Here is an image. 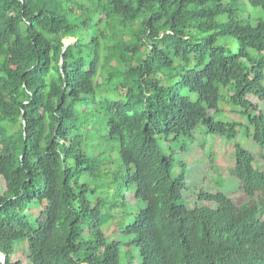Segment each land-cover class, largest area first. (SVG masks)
Here are the masks:
<instances>
[{"label": "trees", "instance_id": "16d2710c", "mask_svg": "<svg viewBox=\"0 0 264 264\" xmlns=\"http://www.w3.org/2000/svg\"><path fill=\"white\" fill-rule=\"evenodd\" d=\"M239 1L0 0V264L20 243L28 264H264V16ZM225 100L247 124L215 119ZM238 126L258 156L235 143L188 208L186 148L160 141Z\"/></svg>", "mask_w": 264, "mask_h": 264}, {"label": "rangeland", "instance_id": "374dc122", "mask_svg": "<svg viewBox=\"0 0 264 264\" xmlns=\"http://www.w3.org/2000/svg\"><path fill=\"white\" fill-rule=\"evenodd\" d=\"M236 7L239 17L247 18L250 16L254 23H257L264 16L260 8L251 6L247 3V0H240ZM218 44L225 45L232 51H236L238 48L237 40L229 36L220 38ZM254 55L255 57L259 56L258 54ZM221 108L222 112L216 116V120L247 124L246 117L242 116L241 109L231 102L227 100L221 102ZM238 127L240 134L234 140H228L217 134L206 133L205 130L199 127L195 130L194 137L191 140L180 139L177 141L170 137L168 141L165 139L160 141V148L163 153L170 154L172 153V148L177 149L179 146L186 148V151L175 154L180 164L184 163L188 167L187 177L189 180H187V191L184 194L185 203L188 208L194 209L203 206L205 203L198 198L201 191L214 193L221 184V178L229 177L231 169L235 167V143H241L255 156H258V146L252 139H248L245 128H241L240 130V126ZM5 189V182L0 178V192H4ZM231 197H233L237 205L247 202V198L237 192L232 193ZM129 199L134 203L132 196ZM39 209L38 206H32L30 211L33 216H37ZM131 210L134 211L135 209L127 206L125 209L112 210L113 217L110 220L111 224H119L122 221L132 220ZM15 251L13 260H21L23 264H28L27 245L23 243L17 244Z\"/></svg>", "mask_w": 264, "mask_h": 264}, {"label": "water", "instance_id": "95a60500", "mask_svg": "<svg viewBox=\"0 0 264 264\" xmlns=\"http://www.w3.org/2000/svg\"><path fill=\"white\" fill-rule=\"evenodd\" d=\"M66 46L68 45V42L65 43ZM0 261H2L3 263L5 262V258L2 254H0Z\"/></svg>", "mask_w": 264, "mask_h": 264}]
</instances>
